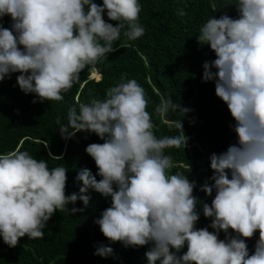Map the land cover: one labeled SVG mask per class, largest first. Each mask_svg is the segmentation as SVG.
<instances>
[{
  "label": "clouds",
  "instance_id": "clouds-1",
  "mask_svg": "<svg viewBox=\"0 0 264 264\" xmlns=\"http://www.w3.org/2000/svg\"><path fill=\"white\" fill-rule=\"evenodd\" d=\"M234 4L238 18L212 16L197 36L216 54L204 62L202 79L215 81L216 95L236 122L237 142L210 155L214 183L202 186L209 196L215 191L211 205L202 207L215 231L196 228L201 203L193 195L196 182L170 173L172 158L164 152L186 147L183 118L191 109L172 96L162 98L155 112L170 128L182 131L157 137L144 88L136 79L122 77L102 99L69 108L66 124L57 118L65 140L83 130L104 141L85 149L98 167L99 181L83 168L76 176L82 182L79 192L66 195L68 169L63 165L49 167L26 150L0 154V237L7 245L15 247L26 235L43 238L56 210L83 211L68 206L77 200L87 206L89 189H94L111 197V206L95 220L104 236L125 247L153 242L146 252L148 264H264V0ZM140 12V0H0V18H12L11 28L0 24V81L19 72L17 83L25 94L62 100L87 65L116 50L114 42L125 24L123 35L129 40L144 34ZM105 13L119 23L107 22ZM91 78L98 81L102 74L93 69ZM170 112L183 118L167 119ZM221 230L226 239H219ZM257 230L260 238L250 254L240 237H252ZM186 243L187 251L178 255ZM112 254L105 244L94 252L105 258Z\"/></svg>",
  "mask_w": 264,
  "mask_h": 264
},
{
  "label": "trees",
  "instance_id": "trees-1",
  "mask_svg": "<svg viewBox=\"0 0 264 264\" xmlns=\"http://www.w3.org/2000/svg\"><path fill=\"white\" fill-rule=\"evenodd\" d=\"M95 2L102 4L103 0ZM234 3L235 0H140L139 22L145 29L144 34L129 40L123 35L127 29L125 24L120 39L114 42L116 50L94 65H87L80 72L79 81L62 93V100L41 101L37 94H25L21 90L16 79L21 73L6 76L0 81V154L26 150L38 160L48 161L49 167L63 165L68 169L65 194L78 193L82 186V182L76 180L79 170L88 168L93 175L98 172L94 159L85 149L91 143L104 141L97 134L83 130L65 140L57 118L66 124L69 108L78 110L81 103L102 99L106 90L122 77L134 78L144 88L157 137L174 136L182 131L170 128L155 112L162 98L172 96L174 101L191 109L184 118L179 113L168 114L170 120L183 118L188 141L185 148H166L164 152L172 158L170 173L180 172L196 182L193 195L201 201L197 204L200 215L196 228L215 231L210 227L212 218L202 212L203 203L211 205L215 191L209 196L202 186L214 183L210 155L224 152L237 142L232 127L236 122L227 104L216 95L215 81L202 79L204 62L216 59V54L209 45L200 44L197 36L201 26L212 16L219 18L228 14L238 18ZM181 9L183 15L179 14ZM104 19L113 26L119 23L110 20L106 13ZM0 24L11 28L10 15L0 18ZM93 69L102 74L100 80L91 78ZM49 153L62 156V160L51 159ZM96 179L99 181L102 177L96 175ZM88 195L91 199L87 206L80 200L68 206L83 211L71 214L67 209L56 210L43 229V238L29 239L26 235L15 247H10L0 237V264H148L146 252L153 242L125 247L120 241H109L95 220L111 206V197L94 189H89ZM229 233L238 235L232 229ZM240 238L245 239L252 254L260 238L259 230L252 237ZM219 239H226L223 230ZM101 244L112 247L113 254L106 258L94 255ZM186 251L187 243L178 255Z\"/></svg>",
  "mask_w": 264,
  "mask_h": 264
}]
</instances>
